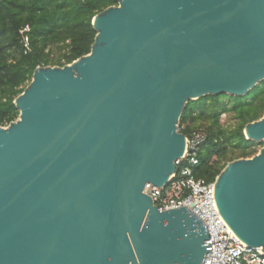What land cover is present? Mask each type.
<instances>
[{
	"label": "water",
	"instance_id": "water-1",
	"mask_svg": "<svg viewBox=\"0 0 264 264\" xmlns=\"http://www.w3.org/2000/svg\"><path fill=\"white\" fill-rule=\"evenodd\" d=\"M93 19L91 52L38 67L0 126V264H204L205 223L159 211L190 101L243 97L264 81V0H115ZM264 142V117L244 129ZM215 202L264 253V147L230 162Z\"/></svg>",
	"mask_w": 264,
	"mask_h": 264
},
{
	"label": "trees",
	"instance_id": "trees-1",
	"mask_svg": "<svg viewBox=\"0 0 264 264\" xmlns=\"http://www.w3.org/2000/svg\"><path fill=\"white\" fill-rule=\"evenodd\" d=\"M115 0H0V126L19 118L15 100L38 67H64L88 55L98 34L93 19L117 6ZM28 28L29 31L21 34ZM24 36L30 50L24 49ZM228 115L227 124L221 117ZM264 117V81L243 97L206 96L190 101L180 119L186 137L207 133L195 178L214 182L235 160L257 155L264 142L248 141L245 127ZM232 123V124H231Z\"/></svg>",
	"mask_w": 264,
	"mask_h": 264
},
{
	"label": "built area",
	"instance_id": "built-area-1",
	"mask_svg": "<svg viewBox=\"0 0 264 264\" xmlns=\"http://www.w3.org/2000/svg\"><path fill=\"white\" fill-rule=\"evenodd\" d=\"M29 31L25 28L21 34ZM24 49L30 50L29 39L24 36ZM227 115L221 117L226 123ZM226 121V122H225ZM207 133L198 129L187 137L184 157L178 160V170L167 186L163 188L147 184L143 193L151 198L159 211L188 208L208 230L211 250L204 264H264L261 249H249L224 222L215 202V181L203 182L195 178V168L199 164L201 148L207 141Z\"/></svg>",
	"mask_w": 264,
	"mask_h": 264
},
{
	"label": "rangeland",
	"instance_id": "rangeland-1",
	"mask_svg": "<svg viewBox=\"0 0 264 264\" xmlns=\"http://www.w3.org/2000/svg\"><path fill=\"white\" fill-rule=\"evenodd\" d=\"M226 121L228 122V115H227V119H226ZM226 121H225V122H226ZM227 122H226V123H223V124L225 125V124H227ZM231 124H232V123H231ZM260 150H261V149H260ZM259 152H260V151H259Z\"/></svg>",
	"mask_w": 264,
	"mask_h": 264
}]
</instances>
